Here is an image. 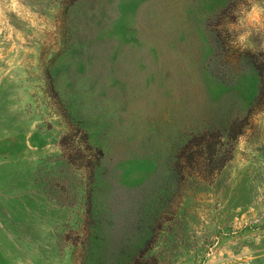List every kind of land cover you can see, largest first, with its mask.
I'll return each instance as SVG.
<instances>
[{"label":"rangeland","instance_id":"1","mask_svg":"<svg viewBox=\"0 0 264 264\" xmlns=\"http://www.w3.org/2000/svg\"><path fill=\"white\" fill-rule=\"evenodd\" d=\"M238 2L0 0V264H264V100L218 41ZM202 138L232 149L213 175Z\"/></svg>","mask_w":264,"mask_h":264},{"label":"trees","instance_id":"2","mask_svg":"<svg viewBox=\"0 0 264 264\" xmlns=\"http://www.w3.org/2000/svg\"><path fill=\"white\" fill-rule=\"evenodd\" d=\"M218 41L220 42V46L224 47L227 45V40L224 37V32L219 31L218 33ZM256 45V51H242V57L244 63L248 64L258 75L260 88H261V98L264 100V47H261V44ZM244 124L235 123L230 125L227 129L226 136L224 137L227 141H236L240 136L244 134ZM85 133V132H84ZM85 135H87L85 133ZM70 135H65L61 141V146L64 148V142L68 139ZM223 138V137H222ZM222 138H220L222 140ZM75 144V143H74ZM78 151L81 153V166L85 173L92 176L95 172V167L97 163L93 161V158L98 153L100 154V150L90 145L89 141L82 140L80 145H73ZM199 147L202 148L200 155L197 154L196 157H187V161L189 164H198V158L202 157L204 163L209 168V173L214 174L215 172L221 171L224 166L228 163V161L232 158V149L218 148L217 144L210 143L208 139L202 138ZM68 164H70L68 162Z\"/></svg>","mask_w":264,"mask_h":264},{"label":"clouds","instance_id":"3","mask_svg":"<svg viewBox=\"0 0 264 264\" xmlns=\"http://www.w3.org/2000/svg\"><path fill=\"white\" fill-rule=\"evenodd\" d=\"M232 17H235V20ZM219 29L230 35L231 39L228 41L230 46L241 51L255 52L253 36L259 35L261 30H264V3L256 0H239L231 16L225 17ZM261 47H264V44Z\"/></svg>","mask_w":264,"mask_h":264}]
</instances>
